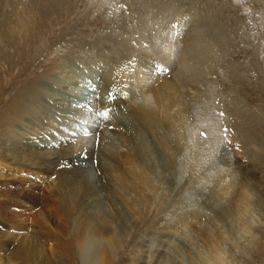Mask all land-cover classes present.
Instances as JSON below:
<instances>
[{
	"label": "rangeland",
	"instance_id": "obj_1",
	"mask_svg": "<svg viewBox=\"0 0 264 264\" xmlns=\"http://www.w3.org/2000/svg\"><path fill=\"white\" fill-rule=\"evenodd\" d=\"M8 1L14 0L0 1V21L5 13L3 6H6L7 10L3 21L8 17H14L13 20H15V16L18 15H14L13 10L16 8L18 12V8L24 1L30 0H15L16 5L13 9L7 3ZM56 1L58 5L48 16L44 15L42 10L36 9V16L39 15V17L34 18L35 24H32L28 30L22 29L21 32L26 34H20L18 40L13 39L5 45H3L5 41H1L2 49L0 50H3L6 55L0 57V157L7 153L13 155L17 153L15 157L18 164L23 160L27 163V157L31 156L27 152L30 145L33 147V153L38 151L37 149L44 150V160L48 163L58 158L57 162L64 167L62 169L64 172H74L73 168L76 165L74 167L67 165L70 156L58 154L55 150L59 149L61 153L80 137L77 135L78 126L70 132L63 130L60 122L53 121L39 112L41 105L33 104L32 107L37 109L32 117L23 113L24 117L13 120L11 123L13 127L10 125V130L4 134L2 127L7 124L3 119L8 115L9 104L17 102L24 96L27 89L31 88L33 81L42 87L41 91L44 94L41 98L46 100H44L45 103H51L56 111L62 108L60 107L62 102L82 109L84 104L87 105L85 102L87 98H82L79 94L85 96L89 93L90 96L92 95L91 98H101L103 102L109 100L107 102L109 107L114 102V104H118V101L121 103L117 98L118 94L115 97L113 95L118 81H115L116 85L113 84L110 69L122 67L130 62H126L125 59L129 56V52L126 48V50L123 49L127 41L125 40L119 46V39L130 38L129 43L133 49L139 45H147V47L151 45L154 49H151L150 53L142 51L143 54L135 51L137 54H132V57H135V59L132 58L134 66L124 67L125 70L130 68L133 72L137 70L139 55L141 60L149 59V62L153 63L155 57L151 55L160 49L165 56L167 55L170 62L176 64L179 60L175 51L176 47L171 48L172 44L164 42L161 39L163 36L160 38V35H166L170 31V25L177 26V23L182 28L185 26L180 30L182 33L186 31L185 34H187L190 29L193 32L187 34L188 37L190 36L187 40L182 35L179 36L182 40L180 47H183L182 53L184 59L186 58L184 61L187 60L186 71L182 70L180 78L184 76V84H192L190 87L182 86L185 92L184 98L180 96L178 101L180 110L184 107V113H180H183L184 129L188 133L183 143L186 141L185 146L191 145L188 141L191 140V128L199 138L208 140L206 129L209 125H213L218 133V140L220 139L219 148L216 147L213 152H209L210 156L202 170L198 169L199 172L196 175H199L193 179V183L189 177L190 171L185 168L188 165L185 164L184 159L189 155L177 156L173 150H170L173 153L171 155L168 151L170 156L174 155L176 163L179 161L178 166L172 167L171 170L165 158L162 159L155 152L152 154L155 166L165 168L167 165V170L170 169L169 172H172L168 176L163 174V177H159L158 172V175L154 177L157 182L165 178L161 181L162 183L160 182L159 187L163 194L158 193L156 197L158 201L159 196L162 195L161 201L166 202L163 207L166 209L163 211H157L154 204L151 208L147 205L145 208L140 207L138 212L130 213L128 219L112 210L110 204L116 208H120L118 203L125 204L124 200L121 201L122 197H117L115 191L119 185V175L116 173L117 180L109 185L110 202L103 199L101 203L106 204L107 214L113 215V220L117 224L109 226L107 224L106 228L103 221L108 223L110 221L105 219L106 215H100V221L99 218L97 221L98 231H94L97 238L95 242L85 243V237L84 239L76 238L75 233H80L81 230L76 231L78 226L75 225L74 218L66 212L61 211L62 215H57L43 214L42 211H38L41 209L39 207L41 206L40 198L43 197L41 193L58 200L57 184L62 183L63 190L68 192V180L69 176L71 179V175L57 172L56 176L48 181L50 177L45 176V168L42 165L38 167L32 165L34 171L29 174H22L23 176L19 178L0 180L1 192L6 189L12 190V193L0 199V202L10 201L16 211L28 209L26 215L33 216L37 212V218L33 216V220L28 219L20 226L6 222L7 220L5 221L4 215L0 212V230L7 232L4 235L0 234V264H103L100 254L105 249V245L111 253L106 257L109 264H264V0ZM39 4L38 7H40ZM3 21L1 24H4ZM5 34L6 27L0 26V37L4 35L3 39H5ZM150 38L153 43L148 41ZM163 45L164 48L161 47ZM171 49L174 51L172 52ZM187 51L189 55L191 52L192 58L188 54L190 58L187 57ZM60 56H67V58L62 62L57 61L56 58ZM70 57H73L71 59L75 68L70 67ZM190 59L198 60L196 61L198 64ZM50 66H54L50 74L42 75V71ZM152 66L155 69L158 67L157 64ZM82 69L85 70L81 71ZM90 70L94 72L89 74ZM95 73H97L95 79H91ZM169 73V71L162 73L165 75L157 81L165 77L169 79ZM156 74L154 71L152 79ZM77 78L78 82H75ZM107 79L111 82L109 83ZM68 80L74 81L75 87L69 85L63 87L68 93L74 91V94H78L75 98L76 102L65 103V100L57 99L56 96L50 98L51 92L44 89L46 84L49 88H57L60 86V81H64L60 84H67ZM80 85H82L81 88ZM103 87L107 90H99ZM139 92L141 91L136 88L133 97L130 95V98L122 100H125L124 109L121 108L119 112H113L112 115L109 113L111 122L108 126L95 116L92 120L80 119L82 111L77 115V111L68 109L61 112V115H54L58 118L67 113L69 117L65 120L75 117L76 121H79L78 125L82 124L80 121L84 123L90 121L93 127L84 125V128L89 131V134H94L93 130L102 127L103 124L107 129L118 128L116 120L113 119L122 112L118 119L122 118L121 123L131 132V144L141 146L146 143L144 139L146 132L151 135L154 131L165 134L166 130L161 124L155 123L154 115L152 119L150 118L151 126L144 129V124L147 123L144 122L145 112L142 109V102L136 101L132 104V100L139 96ZM62 96H65L64 93ZM137 98L142 101L141 96ZM77 101H79L78 104ZM88 106L87 108L93 111V107ZM87 108L84 110H88ZM144 108L148 109L147 106ZM172 109L171 112H175L176 108ZM86 114L93 113L88 111ZM105 133L103 137L106 138L102 137L104 139L102 144L106 147L95 152V145H92L94 154L87 150L81 151L82 148L70 153L74 154L76 164V158H82L87 172L96 178L99 173L107 175L104 165L114 164L116 153L124 150L126 146L117 148L108 130ZM23 134L25 138L31 140V144H16L19 138H24ZM113 148L116 151H112ZM102 149L106 151L103 152ZM47 154H49L48 160ZM82 155L86 156L83 158ZM142 155L145 157L146 153ZM54 166L59 167L57 164ZM15 169L20 170L16 164L0 158V177L6 178V175H13L12 172ZM21 172L22 170L19 171ZM171 175L174 176L171 177ZM65 178L68 180L64 181ZM46 181L49 185H46ZM28 192L30 195L25 196ZM88 197V195L81 197L80 201L88 200ZM88 202L93 201L89 199ZM99 204L96 202L93 207L97 209ZM85 205L90 204L84 203L83 207H86ZM86 214L91 215L90 212ZM29 215L27 217L30 218ZM154 215L155 218L151 222L137 226L139 220ZM131 223L137 227L132 228ZM14 234L15 236L23 235L16 239L13 237ZM25 234L28 239L24 237ZM212 240L215 241L214 245L211 244ZM26 247L30 249L24 252L19 249ZM55 247L58 249L57 252ZM202 257L207 259L206 263L203 262Z\"/></svg>",
	"mask_w": 264,
	"mask_h": 264
},
{
	"label": "bare ground",
	"instance_id": "obj_2",
	"mask_svg": "<svg viewBox=\"0 0 264 264\" xmlns=\"http://www.w3.org/2000/svg\"><path fill=\"white\" fill-rule=\"evenodd\" d=\"M0 1H2V0H0ZM18 1H22V0H18ZM52 1H55V2H52ZM7 3L10 4L11 9H13V6L16 5L15 0L14 1H8ZM38 4L40 7H38ZM57 5H58V1H56V0L24 1L23 5L18 8V12L15 10L16 8L13 10L15 12L13 14L18 15V16H15V20H13L14 17H8L4 21H3V19L6 15L7 10H6V6H3L5 13H4L1 21H3L4 24H1V21H0V26L6 27V34H5V39H3L4 35L0 37V49H2L1 48L2 47L1 41H5V43H3V45H5L6 42H8V41L11 42L13 39L18 40L20 38V34H26V33L21 32V30L24 28H26L28 30V29H30V26H32V24H35L34 18L37 19V17H39V15L36 16V13H37L36 9L37 8L42 10L44 15L48 16L51 13V11L54 10V8ZM183 28L181 27V25L179 23H177V26L170 25V31H168V33L166 35H160V38L163 36L161 39L164 42H168L169 44H172L171 48L176 47L175 51L177 52V54L179 56V60H177L176 64H173L175 62H170L168 60L169 58L167 57V55L165 56L161 52L160 48L165 47L163 45L161 47H157L158 49H160L159 51L156 48V50H157L156 52L158 54L157 53H152L153 55L150 54L151 56L155 57V58H153V60H154L153 63H150L149 59L146 60L143 58V60H141V56L138 54L140 56V57L138 56V60L140 58L141 61L139 60V64L136 66L138 68L134 72L131 70V68L128 70L124 69V67L126 68L128 66L129 67H132V65L134 66L135 63L132 62V58L135 59V57H132V54H134V53L137 54L135 51H140L141 53H142V51H144V53H145V51H147L146 53H148L149 51L151 52L152 51L151 49H153V48L151 47V45L148 47H147V45L146 46L139 45L137 48L133 49L132 45H130V43H129L130 38L129 39L123 38L122 40L119 39V42H118L119 46H121L122 45L121 43H124L125 40L127 41L126 47L123 46V49L126 48L127 52H129V54H128L129 56H127L125 59H126V62H130V63H128L127 65H124L122 67L117 66L115 68L112 67L110 69L111 70V72H110L111 76L110 77H112V79H113L112 80L113 84L116 85L115 81H118V85L115 86V89H114L115 91H114L113 95L115 97L118 94L117 98H119V100L121 102V103H119V101H118L117 102L118 104H114L115 103L114 102L113 104H111V107H109L110 105L109 106L107 105L108 104L107 102L109 100L106 102H103L101 98H98V99L93 98V97L91 98L92 95L90 96L89 93L87 92L88 94H86L85 96L83 94H79V96H81L82 98H87V100L85 99L86 100L85 102L87 105L84 104L82 109L71 107L70 104H64L61 101L62 103H61L60 107H62V108H60L59 111H56L52 108L51 103L50 104H49V102L45 103L46 100L41 98V96H43V94H44V92L41 91L42 87L33 81V83H31V88L27 89L24 96L19 98L17 102H12L9 104L8 115L3 119L5 121V123L7 124V125H3V127H2L3 133L6 134L7 131L10 130V125H11L13 120H15L17 118L21 119L22 117H24V115H22L23 113H25L26 116L29 115L30 117H32L33 113L37 109V108H33L32 105L33 104H39L42 106V107H40L39 112L43 113L44 116L47 115L53 121L60 122L63 130H67L68 132H70L76 126H78V134L77 135H80V137L77 138L78 141L76 140V138H74L77 141V143L75 141L73 144H69L70 146H67V149L63 150L61 153H59V149L55 150V152H57L58 154H64V155L68 154L67 156H70V160L67 162L68 166H70V167H74L75 165L76 166L73 168L74 172H72V173L64 172L62 170L64 167L57 162L58 158H56V160L51 161L52 163H48L47 161L44 160V157H45L43 155L44 150L37 149L38 151H36V152L34 151L36 153L35 154V153H33V147H31L29 145L27 148V152H29L31 154V156L27 157V163H25V161L23 160L21 163L18 164V161H16V157H15V156H17V153H15V155H13L11 153H7V154L0 157L4 161H10V162L16 164L17 167L20 168V170H22V172L19 173L20 170L15 169L12 172L13 175L12 174H10L9 176L6 175V178L0 177V180H8L11 177L12 178L13 177L19 178V177L23 176L22 174H29V172L34 171V166H32V165H35L36 167H38L39 165H42L46 170L45 176L47 178L50 177V179L48 181H50L52 178H54L56 176L57 172H63L65 174H67V176L71 175L72 176L71 179L69 176V180L66 179L67 177L64 180V181H67V180L69 181V184L67 186V187H69L67 189V191L69 190L68 192H65V189L63 190L62 183L57 184L58 200L55 198H51V197L47 196L43 192L41 193V195L43 197L42 198L39 197L41 199L39 202V205H41L39 207L41 209L38 211L39 212L42 211L43 214L55 213L57 215H62L61 211H64L67 214L71 215L74 218L75 225L78 226L76 231H78L79 229L81 230L80 233H75L76 238L84 239V237H85L86 238L85 243H87L88 241H94L95 242L97 240V238L95 236L96 234L94 233V231L95 232L98 231L97 230V226H98L97 221H98V218L100 221V217H99L100 215H103V214L106 215V218L104 216H101V217L110 221L108 223V222H104L102 220L103 224L106 226V228H107V224H108V226L113 225V224L114 225L117 224V222H115L113 220L114 216L107 214L106 204H104L103 202L101 203V200H103V199H107V201H109V197H110L109 185L117 180L116 173L119 175V178H118L119 185L115 191L117 193V197L118 196L120 198L122 197L121 201L124 200L123 202L125 204L118 203L120 205V208L113 207V205L110 204V208H112V210H114L115 212L121 213L122 216H124L126 218L128 217V219H129L130 213L138 212L140 210V207L145 208V206H147V205H149V208H151V206H153V204H154V208L157 211H161V210L163 211L164 209H166V207L163 209L164 205H166V202L161 201L163 198L162 195L159 196L160 200L157 201V199H156V197L158 196V193L163 194V192H161L159 190V187H160V184L162 183L161 181L165 180V178H163L160 181L161 182L160 183V182H157V180L154 177L156 175H158V172L160 174L159 177H163V174H166L165 176H168L172 172H169L170 169H169V171L167 170L166 164H165L166 165L165 168L162 166H159V165L155 166L153 164V161H152V156H154L152 154H154V152H155L156 155H158V156L160 155V157H162V159L165 158V160L168 162L169 168H171V170H172V167L178 166L179 161L176 163L174 155L170 156L168 151L171 152L170 150H173L177 156L178 155L181 156L183 154L189 155V156H185L184 161H185V164L188 165L185 168L188 169L187 171H190L189 177L193 183V179H195L196 176L198 177V175H199V174L198 175H196V174L199 172L200 169L202 170V167L204 166L208 156H210L211 153H209V152H213L216 147L219 148V141H220V139L218 140V133L216 132V129L213 127V125H209L206 129V130H208L207 131L208 137H206V139L208 138V140H205V138L204 139L199 138L197 135L194 134V131L191 128L190 129V131L192 133L191 140L190 139L188 140L191 143V145L189 144L191 147L185 146L184 143L186 141L183 143V139L185 138V136L188 133L184 129L185 120L182 117V115L184 113V107H182L183 110H180V108L178 106V101L180 99V96H182L184 98L183 95L185 94V92L182 88L187 86V85H188V87H190L192 84L191 83L184 84V82H183L184 76L180 78V74H181L182 70L185 69V67H186L185 65L187 63L185 64V62H187V60L184 61L186 58L184 59V55L182 53V52H184L183 47L182 48L180 47L182 40L179 39V36L182 35V37L183 38L185 37V39L187 40L190 37V36L188 37L187 34L193 33L191 31V29L188 30L189 32L187 34H185L186 31H184L182 33L180 30ZM183 34H185L186 36ZM129 36H130V34H129ZM148 41L150 43H153V40L151 38L148 39ZM158 46H160V45H158ZM133 50H134V52H133ZM188 50H189V48H188ZM163 51H164V49H163ZM171 51L173 52L174 49H171ZM171 51H170V53H172ZM187 54L189 55L188 51H187L186 55ZM4 55H6V53L3 50H0V57L1 56L3 57ZM144 55H146V54H144ZM188 55H187L188 58L193 56V55H191V52H190L191 56L189 55L190 56L189 57ZM65 58H67V56L66 57L60 56V57L56 58V60L57 61L60 60L62 62L63 60H65ZM71 58H73V57H70V62H71L70 67L75 68L74 67L75 64H73V62H72L73 60ZM194 59H190V60L193 61ZM196 61H198V60H196ZM196 61L194 60L193 62L198 64ZM121 63H122V61H121ZM121 63H119V64L121 65ZM153 64H157L158 67L155 69L154 66H152ZM53 67L54 66H52V67L50 66L49 68L47 67L46 70L42 71V75L50 74L51 69H53ZM195 68H197V67H195ZM153 69H154L155 73H157V74L154 75V78L152 79L153 72H154ZM84 70L85 69H82L81 71H84ZM166 71L170 72L169 73V75H170L169 79L165 77L162 80L157 81L165 75L162 73H165ZM185 71H186V69H185ZM196 71L198 72V70H196ZM92 72H94V70L93 71L90 70L89 74ZM95 72H97V70H95ZM192 72H194V71H192ZM96 75H97V73H95V75H93L91 77V79H95ZM112 75H114V76H112ZM107 76H108V74H107ZM110 77H108V78H110ZM104 78H106V77H104ZM187 78H189V76H187ZM62 82H64V81L59 82L60 86H58L57 88H53V87L49 88V85L46 84L44 86V89L45 90L47 89L48 92H51L50 98L52 96H56L57 99L60 98L62 100H65V103H67L68 101H70V102L75 101L76 102L75 98H77L78 94L77 93L74 94V91L70 92V93L66 92V90L64 89L63 86L69 85L70 87H75V85H76L75 82H78V78H77V81H75V82L74 81L69 82V80H68L67 84H60ZM108 82L110 83L111 81L108 80ZM108 82L106 81V83H108ZM133 82H135V83L133 84ZM127 83H128V85H127ZM139 86H141V87L139 88ZM60 87H62V88H60ZM81 87H82V85H80V88ZM136 88H138V90L141 92H139V96L137 95L132 100L133 101L132 104H134L136 101L142 102V109L145 112V115H143L144 116V122L147 123V124H144V129H147V128H149V126H151L150 125V118L152 119V115H154L155 123L157 125L161 124L164 127V129L166 130L165 134L164 133L163 134L157 133L154 130H153L154 131L153 135L148 134L146 132L144 134V139H145V142L147 143V145L145 143L141 146H136V145L131 144V141H132V139L130 138L131 132L125 128V125H123L121 123L122 118L120 120L118 119V116L121 117L122 112L117 115V118H115V119L112 118L114 121L116 120L117 123L116 122H114V123H116L118 128L112 127V129H107V127L103 126L104 124H107V126H108V124H110V122H111L109 113H111V115H112L113 112H119L121 108L124 109V107L126 106V105L124 106L125 100L124 101H122V100L126 99V98H130V95L133 97V95L136 92ZM104 89L107 90L104 87L102 89L100 88L99 90L103 91ZM169 90H170V92H168ZM93 91L94 90H92V92ZM48 92H46V93H48ZM104 92H103V94H104ZM63 93L65 96H62ZM101 95H102V93H101ZM140 96L142 97V101H140L141 100L140 98H137ZM69 97H71V99H69ZM89 99H92V100H89ZM186 99L188 100V97H186ZM113 100H111V101L113 102ZM182 101H184V99ZM17 103H19V104H17ZM78 103H79V101H77V104ZM88 105L93 107V111H90L89 108H87ZM145 106H147L148 109H145L144 108ZM173 107L176 108L175 112H171L173 110L172 109ZM85 108H87L88 110H84ZM68 109L77 111V113H78L77 115H79V113L82 111L83 114L80 115L81 118L78 117L80 119H83V118L87 119L88 118V120H92V119H94V116H95L96 118H100V120L104 124L100 128H95V130H93V132H92L94 134H89V131L86 128H84L85 127L84 125H86L89 128H92L93 125L91 124L90 121H88V122L86 121V123L80 121V123H82V124L78 125L77 122H79V121L78 120L76 121L75 117H72V119H70V120H65L66 117H69L67 115V113H65V116L58 117L59 119L55 117L58 114L61 115L62 114L61 112L66 111ZM94 109H96V112H94ZM88 111H89V113H93V114H91V115L86 114V112H88ZM102 112H107V117H105V116L99 117L100 113H102ZM180 112H183V113L181 114ZM54 114H56V115H54ZM112 117H114V115ZM71 123H72V125H71ZM40 128H42V127H40ZM12 129H15V128H12ZM187 129H189V128H187ZM45 130H49V128H45ZM106 130H108L109 134L113 137L112 142H114V143L116 142L115 146H117V148L119 146H122V145H126V146H125L124 150L116 153L114 164H110L108 166L104 165V169L107 171V175L99 173L98 177L96 178L95 176H93L92 174L87 172V170L84 167L82 158L77 157L76 158L77 164H76L74 161L75 158H73L74 154L72 155L70 153L77 151V150L79 151V149L82 148L81 151L87 150V152L94 154V150H92V145H95V152L98 149L106 147L105 144H102L103 140H104V139H102V137H103V135L106 134L105 133ZM23 135H24V138H19L18 141H16V144H22V145L31 144L32 143L31 140L25 138V134H23ZM103 138H106V137H103ZM186 139H187V137H186ZM109 142H110V140H109ZM33 144H34V140H33ZM108 147H109V145H108ZM52 151H50V152H52ZM102 151L104 152L106 150L102 149ZM109 151L110 152L116 151V149H114L112 151H111V149H109ZM144 152L146 153L145 157L142 155ZM172 154L173 153L171 152V155ZM84 156H86V155H82L83 158H84ZM46 157L48 160L49 154H47ZM214 157H215V155H214ZM50 160H52V158H50ZM157 160H159V159H157ZM160 160H161V158H160ZM165 160H163V161H165ZM54 164H57L59 167L56 168L54 166ZM157 169H159V171H157ZM109 170H111V171H109ZM112 170H113V172H112ZM149 173H151V174H149ZM174 173H175V171H174ZM173 176L171 175V177H173ZM171 177H169V178L171 179ZM169 181H171V180H169ZM46 185H49V183L47 181H46ZM11 193H12V190H8V189H6L3 192L0 191V199H2L4 197H8L9 196L8 194H11ZM28 194H29V192L27 194H25V196L30 195V194L29 195ZM6 195H8V196H6ZM87 195L89 196L88 200L92 199V201H93L92 203H89L87 199H85L84 201H80L81 197H85ZM15 196H17V194H15ZM55 201H56V203H55ZM9 202L10 201L4 202V203L0 202V212L2 213V215H4L5 221L7 220L6 222L20 226V225H23L26 221H28V219L33 220V218H34L33 216H35V218H37L36 217L37 212L35 214H33V216H30L28 214L30 216V218H29V217H27L28 215H26V212L29 211L28 209H26V210L21 209V210L16 211L15 207H12V203L11 202L9 203ZM96 202L100 203L99 208L97 206V209H95L93 207L94 203H96ZM177 202H178V199L176 200V203ZM84 203L90 204V205H87V206L85 205L86 207H83ZM10 205H11V207H10ZM124 205H126V206L124 207ZM100 206H101V208H100ZM87 212H90L91 215L86 214ZM175 216H176V214H175ZM177 216H178V214H177ZM77 218H78V220H77ZM154 218H155V215L151 216L147 219H144V220H139L137 226L140 227L142 225H145V224L151 222ZM33 223L36 224V222H33ZM131 225H132V228L137 227L134 223H131ZM124 227H126V226H124ZM5 233H7V232H3L0 230V234L4 235ZM21 235H23V234H18L17 236H15V234H14L13 237L18 239V238H21ZM24 237L26 239H28V236L26 234ZM115 239H117V238H115ZM214 243H215V241L212 240L211 244L214 245ZM207 244H209V243H207ZM209 246L210 245H208V247ZM99 247H101V246H99ZM104 248L105 249L100 254V257H101L103 264H106V263L109 264L106 257H108L110 250L108 248H106V245L104 246ZM19 249L21 250V252H24L27 249H30V247L19 248ZM55 249H56L55 252H57L58 249L56 247H55ZM82 249H83V247H82ZM98 250H99V248H98ZM210 252H211V249H210ZM83 256H86V255H83ZM86 259H88V258H86ZM198 260H199V258H198ZM203 262L206 263L207 259H204ZM210 263H211V261H210Z\"/></svg>",
	"mask_w": 264,
	"mask_h": 264
},
{
	"label": "snow or ice",
	"instance_id": "obj_3",
	"mask_svg": "<svg viewBox=\"0 0 264 264\" xmlns=\"http://www.w3.org/2000/svg\"><path fill=\"white\" fill-rule=\"evenodd\" d=\"M100 115L107 117V112H102Z\"/></svg>",
	"mask_w": 264,
	"mask_h": 264
}]
</instances>
